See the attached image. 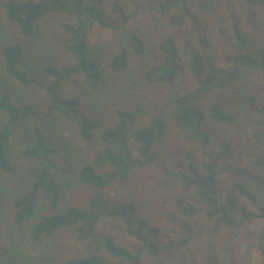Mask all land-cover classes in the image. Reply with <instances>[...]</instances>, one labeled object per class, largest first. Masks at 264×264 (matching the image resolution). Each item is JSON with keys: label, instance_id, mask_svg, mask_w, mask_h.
<instances>
[{"label": "trees", "instance_id": "16d2710c", "mask_svg": "<svg viewBox=\"0 0 264 264\" xmlns=\"http://www.w3.org/2000/svg\"><path fill=\"white\" fill-rule=\"evenodd\" d=\"M134 1L132 6L125 0L0 2L7 27L0 32L6 38L0 42V77L19 86L30 82L23 64L32 43L50 35L55 16L66 18L55 27L58 34H51L68 61L43 68L49 78L46 111L93 147L80 160L69 146L51 142L46 127L32 123L36 111L30 103L18 104L11 91L1 92L6 120L0 174L13 171L9 147L23 124L31 126V143L19 156L36 167L11 199L13 221L29 227L33 243L53 242L67 254L54 264H147L156 257V264H170L154 224L153 212L162 208L175 221L203 217L211 234L240 232L264 259V180L233 178L238 159L264 173V0H224L226 10H214L217 16L206 21L195 5L212 0H154L152 29L137 30L130 29L131 20L141 5L152 3ZM95 27L125 33L104 65L89 38ZM77 78L84 83L81 94L63 95ZM102 93L106 102L116 101L108 118L99 117L88 99ZM170 128L192 149L167 154ZM157 164L170 182L135 191V176ZM172 166L176 172H170ZM108 223L119 224L134 244L117 242L106 231ZM184 233L178 248L194 240L190 231Z\"/></svg>", "mask_w": 264, "mask_h": 264}, {"label": "rangeland", "instance_id": "374dc122", "mask_svg": "<svg viewBox=\"0 0 264 264\" xmlns=\"http://www.w3.org/2000/svg\"><path fill=\"white\" fill-rule=\"evenodd\" d=\"M2 1L4 0H0V2ZM125 1L127 4H131V6L135 2L134 0ZM151 3L148 6L141 5L139 15L131 20L130 29H146L147 27L152 29L151 23L153 18L150 19L152 13L149 10L155 5L154 0H151ZM217 9L223 12L226 10L224 0L202 1L195 5V12L204 21L217 16L214 13V10ZM1 18L0 12V32L3 28H7L1 22ZM65 19L64 16H55L50 23L48 31L50 35L38 37L32 43L23 64V68L29 73V84L27 86H19L15 83L12 84L11 81L1 76L0 93L11 91L18 104L30 103L36 111L35 116L32 118V123L46 127L51 142H54L57 146L60 145L62 149L69 146L71 150L77 152L79 159L83 160L85 156L91 155L92 145L86 146L79 140L76 130L71 124L55 115H48L46 111L45 88L49 78L44 74L43 68L48 65H65L68 61L63 48H57L53 45V35L51 34H58L55 27L65 21ZM206 23L208 25L210 22ZM210 28L212 29V27ZM124 37L125 33L112 29L95 27L92 30L89 35L91 46H94V51L97 52V58H99L102 65L120 47L121 42L125 40ZM187 38L191 40L193 37L188 36ZM5 39L1 38L0 42ZM77 79H73L70 84L63 88V95L81 94L84 83L81 82L80 78ZM102 94L90 95L88 99L95 102V104H91V107L99 117L107 116L108 118L111 112L109 105H112L113 102L116 103V101L109 99L106 102L103 98L105 95ZM141 102L145 103L146 101L139 100V103ZM5 120L6 116L0 112V130ZM30 132V124H23V126L17 128V132L11 140L9 147L14 166L13 171L9 175L0 174V264H54V260L60 255H67H62L60 249L54 246L53 242L33 243L29 236V227L20 226L13 221L11 199L18 193H21L24 187L28 185L29 179L32 178L36 168L34 163L19 156V152L31 143L29 138ZM166 138V144L171 147L167 154H172L177 150L180 151V154H183V151L192 149L185 142L184 137L173 128L169 129ZM95 149L97 150V148ZM162 167L159 164L155 166L150 165L145 170L139 172L135 176L133 183L136 185L135 191L139 192L149 188L155 190L158 186L165 185L167 182L169 183L170 178H167ZM168 168L171 170L170 172L177 171L175 166ZM253 177L264 180V173H260L252 167L248 160L238 159L234 166L233 178L246 181L248 178ZM67 180L70 183L69 189H74L77 186L72 177L69 176ZM77 189L80 191L85 190L79 187ZM164 210L162 208L159 211L153 212L154 224L160 231L157 239L158 247L164 253L162 255L163 258L170 264H230L231 260L239 264H264V259L260 253L249 240L244 238L242 233L223 230L218 234H211L208 232L211 223L203 217L190 221H175L170 219L169 210L167 214H165ZM45 211V207L42 206L41 212L44 213ZM183 224L188 227L182 229ZM106 225H108L106 231L112 234L117 242L128 248L134 244V241L124 233L119 224L108 223ZM186 230L193 234V242L182 248L176 247L178 241L186 236V233H184ZM158 258H149L147 264H156Z\"/></svg>", "mask_w": 264, "mask_h": 264}]
</instances>
